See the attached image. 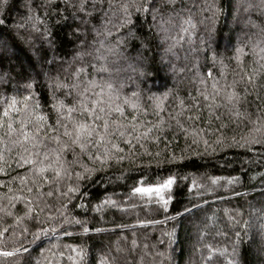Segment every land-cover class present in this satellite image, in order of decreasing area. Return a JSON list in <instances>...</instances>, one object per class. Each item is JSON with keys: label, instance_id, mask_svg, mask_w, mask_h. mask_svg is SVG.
I'll list each match as a JSON object with an SVG mask.
<instances>
[{"label": "trees", "instance_id": "1", "mask_svg": "<svg viewBox=\"0 0 264 264\" xmlns=\"http://www.w3.org/2000/svg\"><path fill=\"white\" fill-rule=\"evenodd\" d=\"M126 250L264 264V0H0V264Z\"/></svg>", "mask_w": 264, "mask_h": 264}, {"label": "rangeland", "instance_id": "2", "mask_svg": "<svg viewBox=\"0 0 264 264\" xmlns=\"http://www.w3.org/2000/svg\"><path fill=\"white\" fill-rule=\"evenodd\" d=\"M246 25L247 26H249V27H251L252 28V30H254L255 28H254V25H251L250 23H246ZM169 36V35H168ZM171 39V37H166V39ZM103 68V70L105 69L104 67H102ZM178 72V71H177ZM179 73V72H178ZM106 75L108 76V77H110L111 75H110V71H108V72H106ZM117 97H118V95H116ZM115 96V97H116ZM123 240H125V238H123ZM145 248V247H144ZM11 255L12 253H5V255ZM122 254L125 256V258H124V261H125V263L126 264H132L129 260H126V258H127V254H128V252H127V250H126V252H122Z\"/></svg>", "mask_w": 264, "mask_h": 264}]
</instances>
